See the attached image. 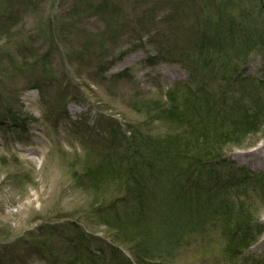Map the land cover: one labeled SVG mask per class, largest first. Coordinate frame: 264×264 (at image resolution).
I'll return each instance as SVG.
<instances>
[{
    "label": "rangeland",
    "instance_id": "obj_1",
    "mask_svg": "<svg viewBox=\"0 0 264 264\" xmlns=\"http://www.w3.org/2000/svg\"><path fill=\"white\" fill-rule=\"evenodd\" d=\"M220 2L0 0V264H51L54 258L64 260V252L77 256L67 250V234L58 232L71 221L98 240V247L94 243L79 254V264H89L97 252L104 259L96 263L135 264L131 252L114 239L116 225L95 216L97 208L122 198L126 186L113 176L94 185L89 173L105 158L123 153L122 135L136 133L153 142L181 139L179 130L186 126L161 119L153 108L162 109L165 93L176 84L214 91L171 60H192L203 72L196 49L201 21ZM258 6L257 0L250 7L243 1L238 8L256 12ZM260 66L257 57L251 59L247 75L257 77ZM238 90H223L229 104ZM260 145L264 127L243 137L237 148L225 147L228 166L219 167L221 174L264 175L262 159L249 156ZM235 197L223 216L200 213L208 222L187 235L172 258L147 264L262 262L264 203L252 217L254 245L241 257L227 256L223 232L225 225L235 229L229 217L239 203Z\"/></svg>",
    "mask_w": 264,
    "mask_h": 264
},
{
    "label": "trees",
    "instance_id": "obj_2",
    "mask_svg": "<svg viewBox=\"0 0 264 264\" xmlns=\"http://www.w3.org/2000/svg\"><path fill=\"white\" fill-rule=\"evenodd\" d=\"M243 1L250 7L254 0H221L215 13L202 19L196 49L198 63L205 66L203 72L192 60H171L182 65L190 78L198 75L214 87L211 92L205 85L195 89L194 85L176 84L172 92L165 93L167 102L162 109L153 108L154 112L159 109L161 119L187 127L179 130L181 139L174 136L153 142L136 133L128 138L122 135L123 153L116 159L105 158L89 173L94 185L113 176L126 186L122 198L107 204L110 207L97 208L95 216L109 227L116 225L119 232L114 239L131 252L135 264L172 258L187 235L208 222L200 213L210 211L213 219L227 214L232 196L239 203L229 216L235 229L230 231L224 224L227 256L241 257L258 239L252 237L250 227L257 206L264 203V175L240 170L238 177H224L219 171V167L228 166L225 147L237 148L243 137L264 127V0H257L256 12L239 9ZM256 57L261 62L259 75L251 77L246 66ZM236 86L239 96L229 104L223 90ZM59 229L67 234V250L78 255L70 258L64 252V260L52 256L51 264H79V254L89 251L94 243L98 247V240L75 222H66ZM151 237H157L158 242ZM95 254L94 262L103 261V254ZM124 264L132 263L126 260ZM258 264H264V259Z\"/></svg>",
    "mask_w": 264,
    "mask_h": 264
},
{
    "label": "bare ground",
    "instance_id": "obj_3",
    "mask_svg": "<svg viewBox=\"0 0 264 264\" xmlns=\"http://www.w3.org/2000/svg\"><path fill=\"white\" fill-rule=\"evenodd\" d=\"M254 154V155H253ZM244 154H239L237 155V157L239 158L240 156H243ZM249 156L251 157H258L260 159H262L261 163H264V145H260V148L253 150L252 154H250ZM257 158V159H258ZM262 245L264 244V238L262 239Z\"/></svg>",
    "mask_w": 264,
    "mask_h": 264
}]
</instances>
